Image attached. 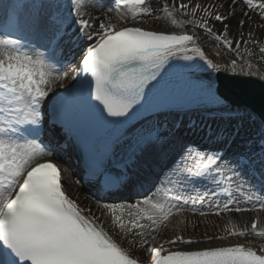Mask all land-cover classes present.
I'll return each instance as SVG.
<instances>
[{
	"label": "snow or ice",
	"instance_id": "obj_1",
	"mask_svg": "<svg viewBox=\"0 0 264 264\" xmlns=\"http://www.w3.org/2000/svg\"><path fill=\"white\" fill-rule=\"evenodd\" d=\"M189 3L70 0L69 13L65 14L59 0H29L11 5L0 0V264H141L131 249H143L145 245L150 264H264V240L256 246L247 240L187 251L165 247L197 243L182 235H173L158 246L152 243L170 218L197 211V198L204 199L199 197L201 189L212 197L216 196V189L245 194L243 201L233 195L209 205L217 216L264 210V195L260 194L264 193V122L257 140L248 141L245 151L231 156L219 145L231 143L238 129L235 133L226 129L213 133L211 124L204 125L217 148L200 150L189 143L182 147L179 158L167 168L152 194L127 206L101 205L106 210L102 214L110 216L111 228L118 230L120 242L109 234L105 222L89 214L91 209L80 207L66 194L57 163L44 159H59L40 142L46 111L54 123L69 131L78 127L84 135L96 123L123 127L138 110L156 105L181 111L203 110L213 120L217 118L221 110L214 106L222 103L218 89L210 77L207 85L193 79L192 74L201 66L188 53L199 57L210 69L218 70L221 65L208 58L197 43L198 38L187 31L178 34L129 26L144 17L158 20L161 17L153 13L162 11L174 27L191 25L202 29L221 47L235 53L237 58L230 62L235 73L237 59L243 58L239 54L241 40L227 38V21L236 20L242 29L245 20L238 19L234 9L222 15L219 11L213 13L212 6L196 2L189 8ZM152 4L157 8L153 9ZM88 6L104 10L103 17L87 14L83 9ZM244 6L258 11L264 19V0H243L241 11L251 19ZM198 11L204 14L200 19L196 18ZM111 12H115L117 23L108 15ZM177 12L191 18L177 19ZM209 18L223 25L222 33L213 32ZM69 43L81 48V58L61 75L60 70L65 67L61 59L63 46ZM243 43L247 45L249 41ZM259 51L264 59V45L259 46ZM177 54L193 64L178 71L166 67ZM245 63L252 67L250 61ZM65 79H70L71 84L63 83ZM56 87L63 89V94L57 96L53 92L54 102L46 110L42 105L48 103L46 98ZM223 111L230 115V110ZM82 143L87 149L88 144ZM110 158L111 144L101 143L93 160L94 171L105 177L104 185L109 188L115 186L108 183L106 161ZM189 199L192 205L188 204ZM183 223V219L177 221V231ZM225 227V234L216 239L264 238V226L258 224V218L251 220L250 227L238 229L231 221Z\"/></svg>",
	"mask_w": 264,
	"mask_h": 264
},
{
	"label": "bare ground",
	"instance_id": "obj_2",
	"mask_svg": "<svg viewBox=\"0 0 264 264\" xmlns=\"http://www.w3.org/2000/svg\"><path fill=\"white\" fill-rule=\"evenodd\" d=\"M171 4H172V0ZM186 3H189V0H184ZM59 2L64 6L63 7V12L65 14L69 13L70 7L67 5L65 0H59ZM196 2H199L202 6H212L211 7V11L212 12H216L219 11L221 14L223 13V15H227L229 12H231L233 9L235 10V14L236 17L238 19H243L245 20V24L243 26L242 29L238 28L236 25V20L234 19H229L227 21L228 25H229V31H228V35L232 38H246V34H249V32L256 34L258 36H260L261 40H264V19H262L259 16L258 11H252L247 9L246 6H244V11H247L249 16L251 17V19H249L248 17H245L243 15V12L241 11V7L243 5V0H236V3L233 5L232 4V0H191V3H189V6L191 7L192 5H194ZM220 5H223V7H219ZM107 6V5H106ZM154 9H156L157 7L152 6ZM87 14H90L91 16H100L103 17L104 15V10L95 7V6H88L85 7L83 9ZM202 12L199 13L198 11V15L196 16L197 18H201L202 17ZM111 18L113 22L117 23L116 20V16H115V12H111L108 14ZM154 16H160V19H153L151 17H144L141 18L139 21H135V22H130L129 25H137L138 22H142L143 23V27H145L146 29H157V28H161L164 27L170 31H176V32H181V31H193L196 35V37L198 38V41L200 43V45H202L203 47L206 48L207 53L210 55L208 56L209 59H211L213 61L214 64H219L221 65V67L218 69V71L223 72L227 75H240V76H252L255 77L256 79L262 81L264 83V59H261V53L259 51V46L257 47H249L247 50L251 52V55L248 54V51H246L245 48H243V44L241 45L240 48V52L243 55V59L240 62V64L236 67V71L235 73H233L231 71V65L229 63L228 57L230 56L229 54H227L225 51H223L222 49L217 48V42H214L213 38H211L210 36H208L207 34H203L197 30H193L190 28H176L174 26H170L169 23L170 21H168L167 19L164 18V15L160 12V11H154L153 13ZM177 19H181L183 20L186 19L187 16H183L180 13H178V15H176ZM147 20V23H144V20ZM213 25H215V27L217 28V30L222 33L223 32V25L219 24V23H213ZM98 27V25H97ZM242 32V35H241ZM233 48H235V45H233ZM219 52V55H217V53ZM81 54V48L77 47L74 49L73 51V56L75 59L78 58V56ZM242 57V56H241ZM245 60L250 61L252 64V67L249 68L248 65L245 63ZM73 66V62L71 65L66 66L64 69L60 70V74L63 75L64 71L71 69ZM228 69L227 71L225 69ZM253 73L252 75H246L245 73ZM67 81H69V79H65L63 81V83H67ZM231 86V85H230ZM235 87V86H234ZM59 87L53 88V91L50 92L51 94L57 90ZM240 110H243L245 112L248 113L247 115V119L249 118H253V113L250 112L248 110V108L244 107V108H239ZM249 117V118H248ZM237 127H239L241 129V131L243 132L244 135H249V134H254L252 133V130L248 128L249 123L248 122H244L243 119H238V121H235ZM152 131V129H151ZM136 143V139H132L129 141L130 145H135ZM163 146L162 144H158L157 145V153L156 155L150 154L151 157L153 159H157L159 162L163 161L166 158H161L159 157L160 152H162L163 150H161V147ZM182 148H177L174 151H171L172 153L174 152L175 155H173L174 157L168 156L169 158H171L168 165H165L166 167L162 170V172L159 174L158 178L154 181H152L149 185V187H147L146 191L136 195L134 198H130L127 202L125 203H118V204H122V205H130V204H134L137 201L143 199L146 196H149L150 194H152L155 189L156 186L159 184L161 177L164 175L165 171H167V168L171 166V164L175 161V159H178V154L180 153ZM160 153V154H159ZM159 154V155H158ZM62 183L64 184V188L67 190V193L69 194V197L76 200L77 204L80 205V207L84 208V209H91V214H94L95 216L99 217V219L103 222H105V226L106 229L110 232V235H113L114 239H117L118 242H120L119 236L116 235V232H118V230H113L111 228V220H110V216L104 215L102 213H105L106 210L103 209L102 207H100L101 205H103V203L98 202L97 200L94 199V197L92 196H87L85 195V193H81L80 191L82 190V188L78 187V185L75 183L74 179L70 176L69 173H65L63 174V178H62ZM136 184V183H134ZM201 193L200 195H206V201L199 207H196L197 211L194 213L191 210L185 212L183 214V217L185 220L188 216H192L193 221L191 223H187L184 220V223L180 226V230L177 231L176 229V223L174 222L176 216L173 218H170V221L168 222V226L163 229L160 233L157 234V239L156 241L152 242L155 245L160 244L161 242L171 239V237L173 235H185V238H205L206 236H211V237H216V236H221L224 235L226 232V220L225 222H223V220L221 219H217L215 217H212L210 215V207H209V203L211 201L214 202H218V201H222V199L218 196L217 192H216V196L212 197L210 193H205L203 191V189H201L200 191ZM185 195H189V193H184ZM252 193H248V195H251ZM141 195V196H139ZM194 195V194H193ZM244 193H238V195H236L235 197L237 199H240L241 201H243L244 198ZM140 197V198H139ZM189 201H191V199H189ZM200 212H205L206 215L201 216L199 213ZM229 213L231 216H233L236 220V226L238 225V229H242L244 227H248V222L246 219H250L251 220V215L252 213H248V212H227ZM186 217V218H185ZM208 218V220H207ZM207 220V224H203L201 222V220ZM259 221H260V225L264 226V212H261L259 215ZM247 240H252L253 241V246H256L261 240H264V238H258V237H254V236H246V237H228L225 240H219V239H212V240H208L206 242H198L196 244H192V245H188V246H176V245H165L169 246L173 249H184V250H196V249H200L203 247H209V246H228L231 244H235V243H245ZM124 247H129V245L127 243H123ZM148 249V245H145L143 249H139V248H135V249H131V254L139 259V261L141 262H146V260L149 257V253L147 251Z\"/></svg>",
	"mask_w": 264,
	"mask_h": 264
},
{
	"label": "rangeland",
	"instance_id": "obj_3",
	"mask_svg": "<svg viewBox=\"0 0 264 264\" xmlns=\"http://www.w3.org/2000/svg\"><path fill=\"white\" fill-rule=\"evenodd\" d=\"M215 12V11H214ZM213 12V13H214ZM138 23H140V24H142L143 25V23L142 22H138ZM211 213H212V211H211ZM213 214V213H212ZM174 218V217H173ZM178 221V220H177ZM186 221H188L189 223H191L192 222V218L190 217V218H188ZM174 222H176V219L174 220ZM201 222L203 223V224H207L208 222H207V220H201Z\"/></svg>",
	"mask_w": 264,
	"mask_h": 264
},
{
	"label": "water",
	"instance_id": "obj_4",
	"mask_svg": "<svg viewBox=\"0 0 264 264\" xmlns=\"http://www.w3.org/2000/svg\"><path fill=\"white\" fill-rule=\"evenodd\" d=\"M260 112H262V111H260ZM263 113V112H262Z\"/></svg>",
	"mask_w": 264,
	"mask_h": 264
}]
</instances>
